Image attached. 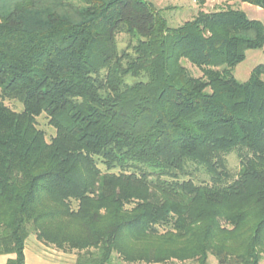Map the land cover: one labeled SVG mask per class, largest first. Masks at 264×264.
Wrapping results in <instances>:
<instances>
[{
	"label": "trees",
	"instance_id": "1",
	"mask_svg": "<svg viewBox=\"0 0 264 264\" xmlns=\"http://www.w3.org/2000/svg\"><path fill=\"white\" fill-rule=\"evenodd\" d=\"M119 33L132 51L118 48ZM263 47L264 23L232 6L174 27L148 0H0L7 264H25L31 233L76 264H259L264 64L244 82L234 69Z\"/></svg>",
	"mask_w": 264,
	"mask_h": 264
},
{
	"label": "rangeland",
	"instance_id": "2",
	"mask_svg": "<svg viewBox=\"0 0 264 264\" xmlns=\"http://www.w3.org/2000/svg\"><path fill=\"white\" fill-rule=\"evenodd\" d=\"M154 4V6L160 10V12L166 17L170 26H179L185 21L192 19L200 10L212 11L219 8H225L232 6L235 8H241L252 17L260 19L264 23V9L257 8L256 6H249L245 2L238 0H206L205 3L201 4L198 0H148ZM135 44V39L127 33H119L117 35V45L120 50L132 51V46ZM184 64L195 76L202 74L201 70L197 66L192 65L191 62L185 60ZM264 64V47L258 50L247 51L246 59L238 64L234 69V75L236 78L244 82L246 81L252 69L259 65ZM129 82L135 81V78L130 76L127 78ZM4 103L16 111L23 110V104L18 100L6 99ZM37 125L40 129L45 132L46 139L50 140L52 136L56 134V128L50 123V119L46 113H42L37 117ZM229 167L232 173L237 176L241 168V160L236 152H232L227 155ZM104 169V167L102 166ZM202 178L208 176L204 173H198ZM168 264H197L195 262H174ZM207 264H219L216 257L213 255L209 256ZM259 264H264V256Z\"/></svg>",
	"mask_w": 264,
	"mask_h": 264
},
{
	"label": "crops",
	"instance_id": "3",
	"mask_svg": "<svg viewBox=\"0 0 264 264\" xmlns=\"http://www.w3.org/2000/svg\"><path fill=\"white\" fill-rule=\"evenodd\" d=\"M247 4L254 6L249 3ZM24 256L25 264H76L77 258L75 253L64 252L44 244L34 233L29 234L25 240ZM15 257L14 253H0V264H7L10 259ZM112 264L129 263L113 262Z\"/></svg>",
	"mask_w": 264,
	"mask_h": 264
}]
</instances>
